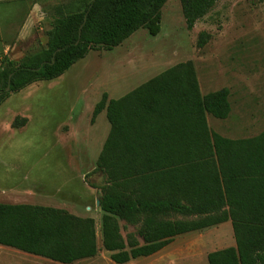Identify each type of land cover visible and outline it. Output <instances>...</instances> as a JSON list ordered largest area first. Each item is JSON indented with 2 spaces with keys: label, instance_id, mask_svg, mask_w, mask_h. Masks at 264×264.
Segmentation results:
<instances>
[{
  "label": "trees",
  "instance_id": "obj_1",
  "mask_svg": "<svg viewBox=\"0 0 264 264\" xmlns=\"http://www.w3.org/2000/svg\"><path fill=\"white\" fill-rule=\"evenodd\" d=\"M167 0H89L57 17L39 51L0 62V104L29 84L61 76L90 50L121 44L139 28L160 32ZM187 29L216 0H179ZM208 34L201 32L197 46ZM227 87L202 94L191 61L179 62L118 98L104 92L109 131L96 160L104 175L101 243L115 263L150 256L172 239L230 220L235 244L207 264H264V130L246 138L211 132L206 115L231 111ZM26 118H15L22 125ZM176 218H173L174 216ZM120 221L133 231L121 233ZM0 245L62 264L98 252L95 221L64 209L0 202Z\"/></svg>",
  "mask_w": 264,
  "mask_h": 264
},
{
  "label": "rangeland",
  "instance_id": "obj_2",
  "mask_svg": "<svg viewBox=\"0 0 264 264\" xmlns=\"http://www.w3.org/2000/svg\"><path fill=\"white\" fill-rule=\"evenodd\" d=\"M88 1L0 0V62L17 63L44 48L54 20ZM201 32L209 37L198 47ZM186 61L193 63L203 94L229 89L230 114L208 115L211 132L242 138L264 130V0H216L191 29L180 1L167 0L157 35L139 28L111 50H90L61 76L33 82L0 104V202L21 200L92 217L98 253L73 264H119L102 247L98 201L104 175L95 169L109 123L105 109L91 122L92 111L102 93L118 98ZM16 117L26 121L13 125ZM119 223L123 236L134 230ZM219 228L224 233L228 226ZM213 233L195 231L173 244L180 249L185 241L197 243L199 256L158 254L124 264H207L203 250L231 245L205 244ZM0 256H32L24 264H61L2 245Z\"/></svg>",
  "mask_w": 264,
  "mask_h": 264
},
{
  "label": "crops",
  "instance_id": "obj_3",
  "mask_svg": "<svg viewBox=\"0 0 264 264\" xmlns=\"http://www.w3.org/2000/svg\"><path fill=\"white\" fill-rule=\"evenodd\" d=\"M197 79H198V77H197ZM198 83H199V80H198ZM199 88H200V91H201L200 83H199ZM207 116L208 115H206V120H207ZM242 138H246V137H242ZM9 203H26V201L18 200V201H10ZM221 225H227L228 226L227 231H224V233L221 232V230L219 228ZM206 229L207 230H213L214 233H213V235L211 237L208 238V241L205 242V244H209L210 243L211 245L213 244V246H215V244L217 245L218 243H223L225 241L231 244V245H228V246H233L235 244L234 237H233V232H232L231 221L230 220L224 221V222H222V223H220L218 225H215V226H212V227H209V228H206ZM193 232H195V231H193ZM190 233H192V232H188V233H184V234L175 236L168 245H166L165 247H163L161 250L157 251L156 253L152 254L151 256L158 255V254L159 255L161 254L163 256H199L201 254V251H198L199 245H197V243H194V242H191V241H185L184 246L182 248H180V249H178V248L173 246L174 243L180 242V239L182 240V238H184L185 240H188V237H190L188 235ZM219 238H220V240L215 241V239H219ZM209 240H210V242H209ZM12 249H15V248H12ZM208 253L209 252H205L204 250L202 251V255L203 256H207ZM26 254H29V253H26ZM30 255H32V254H30ZM31 257L32 256H0V264H24V260L33 259ZM42 258H44V257H42ZM44 259H47V258H44ZM81 260H83V259H81ZM81 260H78V261H75V262L79 263V261H81Z\"/></svg>",
  "mask_w": 264,
  "mask_h": 264
},
{
  "label": "water",
  "instance_id": "obj_4",
  "mask_svg": "<svg viewBox=\"0 0 264 264\" xmlns=\"http://www.w3.org/2000/svg\"><path fill=\"white\" fill-rule=\"evenodd\" d=\"M98 203H99V201H98Z\"/></svg>",
  "mask_w": 264,
  "mask_h": 264
}]
</instances>
